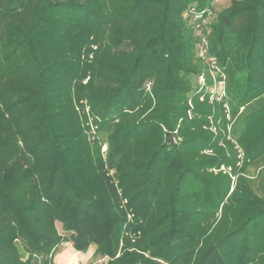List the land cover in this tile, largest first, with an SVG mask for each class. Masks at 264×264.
<instances>
[{
  "label": "trees",
  "instance_id": "1",
  "mask_svg": "<svg viewBox=\"0 0 264 264\" xmlns=\"http://www.w3.org/2000/svg\"><path fill=\"white\" fill-rule=\"evenodd\" d=\"M213 2L0 0V264H264V0Z\"/></svg>",
  "mask_w": 264,
  "mask_h": 264
},
{
  "label": "rangeland",
  "instance_id": "2",
  "mask_svg": "<svg viewBox=\"0 0 264 264\" xmlns=\"http://www.w3.org/2000/svg\"><path fill=\"white\" fill-rule=\"evenodd\" d=\"M230 1L232 0H222L221 2H219L215 6L216 11H219L221 9L228 7V5L230 4ZM214 19H215V16L210 17L209 23L213 21ZM254 173H256V171H254V169L251 168L250 174L254 175ZM57 229L61 234L62 231H61V227L59 224H57ZM94 252H95V246L93 245H91L86 252H78L76 251V249L74 250L71 243H68L64 245L63 247H61V249L56 252L53 263L54 264H66L67 259L69 257L75 256L80 261L79 262L80 264H102L103 263L102 258L96 255Z\"/></svg>",
  "mask_w": 264,
  "mask_h": 264
},
{
  "label": "built area",
  "instance_id": "3",
  "mask_svg": "<svg viewBox=\"0 0 264 264\" xmlns=\"http://www.w3.org/2000/svg\"><path fill=\"white\" fill-rule=\"evenodd\" d=\"M222 0H214V5L216 6L219 2H221ZM207 16H206V18H203L202 19V16L204 15V14H200V15H195V17H194V19L197 21H201V23H198L197 25H196V28H198V27H200V25H206V24H208L209 23V20H210V17H212V16H215V14L213 13V12H211V11H208L207 13ZM199 56L200 57H204L205 56V51H204V49H200L199 50ZM209 62H210V66H211V69H213V70H217V67H216V64H215V61L213 60V59H210V60H208ZM198 82L200 83V84H202L203 83V79H202V77H200L199 78V80H198ZM215 86L217 87V89H218V91H219V93H220V95H223L224 94V82L223 81H220V82H218V83H216L215 84ZM216 90H215V88H212V90H210V93H214ZM103 260V259H102ZM80 261L75 257V256H72V257H69L68 259H67V262H66V264H80L79 263Z\"/></svg>",
  "mask_w": 264,
  "mask_h": 264
}]
</instances>
